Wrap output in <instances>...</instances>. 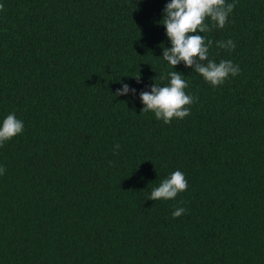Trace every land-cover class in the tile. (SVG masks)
<instances>
[{
	"label": "trees",
	"instance_id": "trees-1",
	"mask_svg": "<svg viewBox=\"0 0 264 264\" xmlns=\"http://www.w3.org/2000/svg\"><path fill=\"white\" fill-rule=\"evenodd\" d=\"M168 2L0 0V126L24 123L0 146V264H264V0L206 19L209 59L240 67L215 87L163 60ZM175 70L197 99L165 124L139 93ZM176 170L188 189L148 199Z\"/></svg>",
	"mask_w": 264,
	"mask_h": 264
},
{
	"label": "clouds",
	"instance_id": "clouds-1",
	"mask_svg": "<svg viewBox=\"0 0 264 264\" xmlns=\"http://www.w3.org/2000/svg\"><path fill=\"white\" fill-rule=\"evenodd\" d=\"M235 6V2L227 3L226 0H170L164 8V16L160 21L166 26V35L172 45L164 47L163 60L174 69L183 62L185 67L192 68L214 87L222 85L230 75H238L240 67L233 61L220 60L217 63L209 59V49L213 41L200 34L211 30L205 22L208 18L215 22L216 27L223 29ZM3 8L4 5L0 4V10ZM216 45L230 50L235 48V43L231 39L217 41ZM167 77L170 78L167 85L161 86L155 80L150 86L151 90L140 91L139 97L144 105L141 112H153L156 119L170 124L174 118L184 119L190 115L188 106L193 104L197 97L186 93L185 90L189 85L183 73L170 71ZM135 78L139 83L140 75ZM136 91L129 84L124 83L122 88L117 89L115 95H126L129 92L135 94ZM23 131L24 123L16 117L15 112L7 115L0 126V146ZM114 147L119 149L120 145ZM5 170L0 166V175ZM187 189L188 181L185 174L176 170L164 178L158 187L153 188L148 199L155 201L174 199ZM185 212V208L178 207L172 212V216L177 218Z\"/></svg>",
	"mask_w": 264,
	"mask_h": 264
}]
</instances>
